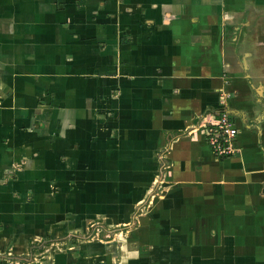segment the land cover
Returning <instances> with one entry per match:
<instances>
[{
	"label": "crops",
	"instance_id": "crops-1",
	"mask_svg": "<svg viewBox=\"0 0 264 264\" xmlns=\"http://www.w3.org/2000/svg\"><path fill=\"white\" fill-rule=\"evenodd\" d=\"M0 264H264V0H0Z\"/></svg>",
	"mask_w": 264,
	"mask_h": 264
},
{
	"label": "built area",
	"instance_id": "built-area-1",
	"mask_svg": "<svg viewBox=\"0 0 264 264\" xmlns=\"http://www.w3.org/2000/svg\"><path fill=\"white\" fill-rule=\"evenodd\" d=\"M221 102H224V95H221ZM237 134L238 128L226 111L213 115L204 126L207 145L217 157L227 156L238 151L235 146Z\"/></svg>",
	"mask_w": 264,
	"mask_h": 264
},
{
	"label": "rangeland",
	"instance_id": "rangeland-1",
	"mask_svg": "<svg viewBox=\"0 0 264 264\" xmlns=\"http://www.w3.org/2000/svg\"><path fill=\"white\" fill-rule=\"evenodd\" d=\"M154 188L157 189V185ZM102 218L103 217H99V219H94L88 222L84 229L73 231L69 235H66L63 241H67L68 242L67 245L70 244L78 245V244H83L85 240H91V241L94 239L123 240L126 237L125 234L127 233L126 231L128 226L121 225L120 227L118 225L117 226L108 225L106 223H103ZM36 249H34L35 253H38ZM64 249L65 248H63V250Z\"/></svg>",
	"mask_w": 264,
	"mask_h": 264
}]
</instances>
